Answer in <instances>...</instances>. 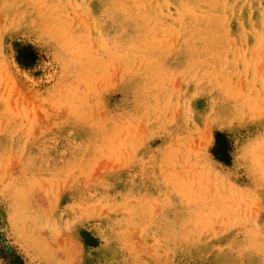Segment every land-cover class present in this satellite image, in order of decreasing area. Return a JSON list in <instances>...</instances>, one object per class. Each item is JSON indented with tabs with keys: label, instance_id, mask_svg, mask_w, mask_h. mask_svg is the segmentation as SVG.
I'll return each instance as SVG.
<instances>
[{
	"label": "rangeland",
	"instance_id": "1",
	"mask_svg": "<svg viewBox=\"0 0 264 264\" xmlns=\"http://www.w3.org/2000/svg\"><path fill=\"white\" fill-rule=\"evenodd\" d=\"M0 232V264H264V0H0Z\"/></svg>",
	"mask_w": 264,
	"mask_h": 264
},
{
	"label": "trees",
	"instance_id": "2",
	"mask_svg": "<svg viewBox=\"0 0 264 264\" xmlns=\"http://www.w3.org/2000/svg\"><path fill=\"white\" fill-rule=\"evenodd\" d=\"M26 53H21L22 55L20 57H17V61H21L23 62L24 65L28 66L33 62V54H32V48L29 45H26ZM218 149L216 150H220L224 148V143L223 142H219V145L217 146ZM220 148V149H219ZM0 257L3 260H7V262H13L14 261V257L12 256L11 252H9V248L3 243V238H2V233L0 232Z\"/></svg>",
	"mask_w": 264,
	"mask_h": 264
}]
</instances>
